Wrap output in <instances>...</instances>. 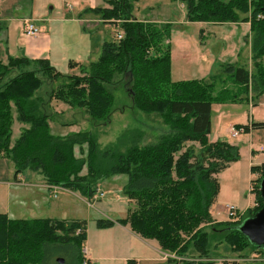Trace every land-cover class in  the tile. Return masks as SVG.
<instances>
[{
  "label": "trees",
  "instance_id": "16d2710c",
  "mask_svg": "<svg viewBox=\"0 0 264 264\" xmlns=\"http://www.w3.org/2000/svg\"><path fill=\"white\" fill-rule=\"evenodd\" d=\"M107 1L109 7L91 10L101 19L119 22L123 38L106 40L100 56L89 66L70 62L71 67L79 65L80 73L67 75L66 83L51 87L48 98L39 93L45 81L55 83L61 77L48 59L23 56L0 62V155L12 159L15 176L29 170L42 175L49 185L79 191L88 198L93 197L101 179L127 174L126 193L137 206L118 222L180 256L179 260L169 259L174 264H196L187 257H209L212 248L217 251L221 246L237 254L255 250L258 247L239 226L262 207L264 162L251 167L255 207L245 211L240 220L216 221L211 207L220 191L218 175L239 160L240 148L227 140H209L214 84L173 81L170 44L166 42L169 27L137 20L131 15L132 0ZM181 2L188 20L250 23L254 70L244 66L226 70L246 90L251 88L256 95L264 92V0ZM122 79L133 106L161 115L169 132L155 142L142 143L143 131H124L115 144L104 149L91 131L67 137L49 132V120L60 116L51 109L53 99L109 123L115 104L113 89ZM228 96V89H223L215 99L225 101ZM15 121L25 126L11 144ZM241 127L249 132L264 127V121ZM189 142L198 143L200 150L188 147ZM76 145H87L85 157L76 156ZM112 223L98 220L102 228ZM86 238V220L14 219L0 213V264H55L52 252H66L75 264H83L80 247Z\"/></svg>",
  "mask_w": 264,
  "mask_h": 264
},
{
  "label": "rangeland",
  "instance_id": "374dc122",
  "mask_svg": "<svg viewBox=\"0 0 264 264\" xmlns=\"http://www.w3.org/2000/svg\"><path fill=\"white\" fill-rule=\"evenodd\" d=\"M66 3H75L74 10H67ZM131 3V15L137 20L152 22L159 27H169L166 42L170 44L171 79L173 81L201 80L213 83L212 94L215 98L221 90L228 89L229 96L225 101L214 98L212 102L211 130L208 136L210 141L227 140L237 144L240 148L239 160L232 162L218 175L220 191L212 209L216 217L221 220L214 216L213 218L216 221H224L223 219L227 216L223 212L217 213L219 208L226 204L238 207L239 199L242 198L248 202V199L254 198L251 192L250 164L264 160V127L251 128L249 132L242 130L238 136H232L229 132V127L232 125L241 128L242 125H250L253 120H264V92L256 95L251 88L246 90L237 84L231 73L226 70L230 66H244L251 71L254 70L250 52L249 25L245 22L203 25L199 21L188 20L181 0H132ZM92 5L107 6L108 1L3 0V8L8 10L7 15L13 17L12 20H3V40L7 39V26L11 31L10 40L21 35L24 17L36 19L52 15L63 18L65 21L57 20L54 22L53 30H48L55 40L65 42L67 51L81 52L84 47H87L88 51L82 57V63L89 66L90 62L100 54L102 44L106 40H112L117 31H122L120 23H107L99 20L96 25H91L89 22L84 24L79 22L80 15L83 13H86L88 17L99 18L92 12ZM72 19L77 21H72ZM35 23L40 22L36 20ZM40 26H42L41 23ZM42 28L47 30L44 26ZM58 41H56L53 54L59 58V61H56V68L61 77L55 83L45 81L39 92L45 98H48L51 87L66 83L67 75L71 72L69 63L62 58L65 56L60 50L61 45ZM6 58L7 52L4 49L3 60ZM76 71L79 72V68ZM125 84L126 82L122 79L113 89L115 104L109 123L96 121L84 109L71 108L65 102L53 99L51 101L52 110L67 109L63 111V114L60 112L62 115L49 120V132L55 136L67 137L81 131H91L97 134L103 149L115 144L124 131L135 129L143 131L142 143L155 142L160 135L169 132V125L161 115L146 113L133 106L129 89ZM19 123L15 121L12 126L11 144H14L20 135ZM187 146L193 147L195 152H198L201 147L198 143L190 142ZM87 151V145H76L74 150L78 157H85ZM15 170L12 159L9 156L0 155V212L7 213V209L10 210L9 215L14 219L46 218L56 213L69 220H86L90 236L88 240L86 238L83 241L80 247V255L83 258L90 256L89 246L96 247L94 242L97 235L106 231L101 230L102 227L98 225L99 219L128 216L130 211L137 206L136 201L130 199L126 193L129 177L125 173H116L101 179L93 197L88 198L79 191L70 192L57 185V188H50L49 186L53 185L49 184L43 188L24 186L26 183L29 184L28 182H41L42 176L25 170L16 177ZM100 190L104 192L102 197H99ZM95 196L96 200L92 201ZM31 201H33L32 204L36 202L40 206L37 209L29 208ZM91 201L92 205L89 204ZM60 204H69L70 209L66 208L61 212L62 208L58 207ZM48 205L55 206L57 210L51 211ZM212 250L209 257L199 259L188 256L187 258L194 259L196 264H264V247L255 250L248 249L240 254L232 253L224 246L217 251ZM173 255L178 260L181 258L175 253ZM50 258L55 264H75L71 255L66 252L61 254L52 252ZM59 258H62L64 262H59ZM200 260L205 262H199ZM153 264H171V262L158 260Z\"/></svg>",
  "mask_w": 264,
  "mask_h": 264
},
{
  "label": "crops",
  "instance_id": "0c3cea01",
  "mask_svg": "<svg viewBox=\"0 0 264 264\" xmlns=\"http://www.w3.org/2000/svg\"><path fill=\"white\" fill-rule=\"evenodd\" d=\"M75 5H76L75 3H66V9L69 11H72V10H74ZM95 7L96 6H93L92 8H95ZM102 7H109V4L107 6H102ZM7 13H8V10H6V8H3V0H0V62L3 64H6V63H8L9 57H17L18 58V57H23V56L27 57L31 60L48 59L50 61V63L57 70L56 64L59 61V58L53 54V51H54L56 41H58V39L55 40L54 36L50 33V31L48 29L53 30L54 22H57V20H59V19L61 21H65V20L63 18L61 19L59 17H54L52 15L42 16V17L36 18L34 20L35 21L38 20V22H40L42 24V26H40V23H38V24L36 23L41 28V31H42L41 35H39L37 37L27 36L25 34V32L23 33L24 30H22L21 35H19L17 38L15 37L12 40H10V38H11L10 37L11 36L10 28H9V26H7V29H8V33H6L7 39L3 40V20L8 21V20L13 19V17L8 16ZM80 17L81 18L78 21L83 23V24L89 22L91 25H96L99 22V20H101L102 22H107V23H115V24L119 23L117 21H114V19H112V20L101 19L99 16H98L99 18L88 17V15L86 13L81 14ZM24 18H26V17H24ZM72 21H77V20L72 19ZM201 23H203V25H205V24H220V23H207V22H201ZM245 23L248 24L249 28H250V23L249 22H245ZM225 24H241V23H225ZM43 26L45 28H47V30L43 29L42 28ZM201 30H202V28H201ZM58 42L61 45L60 50H62L63 55L65 56V58L64 57H62V58L66 62H68V63L76 62L78 64H83L82 63V61H83L82 57H84V55H86V53L88 51L87 47H84V49L81 52H71V51L65 50V42H63L62 40H60ZM4 49H6V52H7L6 60H3V50ZM84 51H85V53H84ZM250 52H251V44H250ZM100 53H101V51H100ZM99 56H100V54H98L97 58L94 60H97ZM77 68H79V72L76 71ZM70 71L71 72L68 75L79 74L80 73L79 65L78 66H72ZM51 106L53 107L52 103H51ZM66 109L67 108H64V109L62 108V111L55 109L54 111L57 113L61 112L63 114V111H66ZM61 113H60V115H62ZM263 121L264 120L256 119V120H253L252 123L253 122H263ZM18 126L20 127V131H21L25 125L23 124V126H22L21 123H19ZM233 126L234 125L229 127L230 133H231L230 129ZM231 135H232V133H231ZM262 149H263V147L261 148V150ZM1 156H3V155H1ZM263 162H264V160H262L258 163L250 164V172H251L250 181L253 178H255V175L251 171V167L253 165H259ZM32 173L35 174V172H32ZM36 174L38 175V173H36ZM38 176L41 177L42 175H38ZM41 182H38V183L28 182L29 184L26 183L24 186L39 187V188L47 187L48 184L45 182L43 177H42ZM49 187L51 188L53 186H49ZM62 189H65V188H62ZM69 191L71 192V190H69ZM56 196L57 195H55V197ZM253 197H254V195H253ZM32 203H33V201H31L30 204L28 205L29 208L35 207L37 209V207L40 206L39 203H37V204H36V202L34 204H32ZM48 204H50V203H48ZM238 204H239V206H238L239 209H241L243 211H247V210L255 207L256 200L254 197L252 200L250 198V199H248V202H246L244 199L241 198L238 200ZM226 205H224L222 208H219V211L217 213L223 212L226 215V211H225ZM48 206L50 207L51 211H53V212L57 210V208L55 206H52V205H48ZM68 206H69V204L58 205L59 208H62L61 212L63 210H65L66 208L70 209V206L69 207ZM30 211H33V210H30ZM61 212H58V213H61ZM0 213H2V212H0ZM9 213H10V210L7 209V215L9 217L13 218V216H10ZM211 214H212V216L217 218L216 215L214 214L212 207H211ZM126 217L127 216H124L121 218H112V217L107 218L108 220H110L113 223L111 225L101 229V230H106V231H103L97 235L96 241L94 242L96 247L95 246L93 248H91L90 246L88 247L90 256L83 258V261L88 260L89 261L88 264H128V262H131V261H132L131 264H139L140 262H143L144 264H153L154 262H156L158 260H167V261L171 262V264H174V261L169 260L170 258L173 259V256H172L173 253H169V252L162 250L161 246L159 245L157 240L144 238L140 234L133 231L132 228L130 227V225H124V224H121L118 222L119 219H124ZM46 218H58V219L69 220V219L65 218L64 216H59V214H56V213L51 214V215L47 216ZM18 219H20V218H18ZM217 219L221 220L219 218H217ZM78 220H81V219H78ZM223 220H228V217L226 219H223ZM105 232H108V233H105ZM89 236H90V231H89V226L87 223V240L89 239Z\"/></svg>",
  "mask_w": 264,
  "mask_h": 264
},
{
  "label": "water",
  "instance_id": "95a60500",
  "mask_svg": "<svg viewBox=\"0 0 264 264\" xmlns=\"http://www.w3.org/2000/svg\"><path fill=\"white\" fill-rule=\"evenodd\" d=\"M260 192L262 197V207L251 217L245 218L240 226V231L258 248L264 247V177L260 182ZM59 262H64L59 258Z\"/></svg>",
  "mask_w": 264,
  "mask_h": 264
},
{
  "label": "built area",
  "instance_id": "2783aa9c",
  "mask_svg": "<svg viewBox=\"0 0 264 264\" xmlns=\"http://www.w3.org/2000/svg\"><path fill=\"white\" fill-rule=\"evenodd\" d=\"M23 30L27 36H31V37H37L41 35L42 33L41 28L35 23V20L32 19L31 17H26L23 19ZM123 36H124L123 30L121 32L117 31V33L114 35V38L118 40V39H122ZM242 130H243L242 127L236 128L235 126H233L230 129L233 136L239 135ZM51 188H57V186H53ZM96 196L93 198L92 201L96 200ZM102 196H104V192L100 190L99 197H102ZM92 201L89 203L90 205H92ZM225 211H226V215L228 219L234 220V221L240 220L243 217L244 212H245L243 210H240L238 207L234 205H229V204L226 205ZM172 256L173 258L178 259L175 255H172ZM88 262H89L88 260H85L83 264H88Z\"/></svg>",
  "mask_w": 264,
  "mask_h": 264
}]
</instances>
